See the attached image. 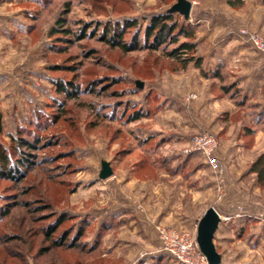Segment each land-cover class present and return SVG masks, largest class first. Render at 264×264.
<instances>
[{"label": "rangeland", "instance_id": "rangeland-1", "mask_svg": "<svg viewBox=\"0 0 264 264\" xmlns=\"http://www.w3.org/2000/svg\"><path fill=\"white\" fill-rule=\"evenodd\" d=\"M176 1L0 0V152L18 168L0 175V264H184L161 250L157 226L197 237L210 206L224 218L222 263L264 264V184L251 168L264 157V54L240 33L264 36V0H190L201 69L146 47L152 16ZM106 24L127 42L138 31L139 47L103 40ZM201 131L218 141L219 171L185 151Z\"/></svg>", "mask_w": 264, "mask_h": 264}, {"label": "trees", "instance_id": "trees-1", "mask_svg": "<svg viewBox=\"0 0 264 264\" xmlns=\"http://www.w3.org/2000/svg\"><path fill=\"white\" fill-rule=\"evenodd\" d=\"M227 2L233 6L237 7L244 3V0H227ZM177 13L179 12H170L168 10H165L163 12H158L154 14L150 20L149 25L146 26L144 29L145 32V38L147 40L146 47L150 48H158L161 44L165 47L166 55L171 57L172 59L178 61L181 63V65L185 68L188 66L189 63H193L194 66L197 68L202 67L203 58L200 56H195V54H190L196 47L195 42L192 41L194 32L191 27H189L187 23V19L183 18L182 21L179 20V17L177 16ZM63 19H59V26L63 24ZM137 25V21L135 19H130L125 21L124 27H133ZM58 30L60 28H57ZM102 39L106 40L112 45H119L121 48L125 51H129L131 49L139 47V32L137 31L135 35L133 36L132 40L127 42L123 40L124 31H121L119 29V26H116L114 29L110 26V24H106L105 28L103 30ZM112 31V32H111ZM55 32V30H54ZM64 33H69V29H64ZM86 35V26H83L81 28V34L80 37L83 38ZM184 35L186 37L185 40L179 41V36ZM150 39H152L153 42H150ZM175 43L173 47L170 49H167L168 44ZM205 70L204 66V74L209 76H214L215 78L217 76H220L221 78V72L220 68L217 67L213 72H209ZM73 82H62L57 81L58 90L59 91H68L70 89V86H73ZM106 87V86H105ZM136 90L140 91L141 88L139 86H136ZM222 88H226V85H222ZM94 89V88H92ZM95 90H92L94 92ZM71 96L75 95L70 94ZM137 115L134 118L140 117V115ZM2 128V120H1V113H0V129ZM22 145L24 146H31L32 143L27 139H22ZM30 154H24L22 153L20 158H16L18 163L21 165L28 164V162L31 160L29 157ZM264 157L263 155L260 156L256 161L252 164V171H255L258 174V182L260 184H264ZM18 168L14 165H9V157L8 155L3 151L0 152V175L1 176H8L11 179L16 178L17 174L16 172ZM65 219L64 216L59 218L58 221H63ZM52 230V229H51ZM54 231V230H53ZM67 236H63L59 239H56L54 243L56 245H63L64 241H66Z\"/></svg>", "mask_w": 264, "mask_h": 264}, {"label": "built area", "instance_id": "built-area-1", "mask_svg": "<svg viewBox=\"0 0 264 264\" xmlns=\"http://www.w3.org/2000/svg\"><path fill=\"white\" fill-rule=\"evenodd\" d=\"M240 33L264 54V36L246 29H241ZM217 145L218 141L212 133L201 131L194 134L185 151L187 153L200 152L219 171V163L215 155ZM157 236L161 250L172 255L180 262L184 264H208V258L201 250L196 234H193L190 230H180L172 226L159 224L157 226Z\"/></svg>", "mask_w": 264, "mask_h": 264}, {"label": "water", "instance_id": "water-1", "mask_svg": "<svg viewBox=\"0 0 264 264\" xmlns=\"http://www.w3.org/2000/svg\"><path fill=\"white\" fill-rule=\"evenodd\" d=\"M193 2L190 0H177L169 9L170 12H179L184 18L188 19L191 14ZM137 85L142 88L143 81L137 80ZM114 170L109 160H102L99 177L108 178L113 174ZM222 220L220 213L214 206L206 209L205 213L199 219L197 227V241L201 250L208 258V264H220L222 254L217 250L214 242L215 234Z\"/></svg>", "mask_w": 264, "mask_h": 264}, {"label": "crops", "instance_id": "crops-1", "mask_svg": "<svg viewBox=\"0 0 264 264\" xmlns=\"http://www.w3.org/2000/svg\"><path fill=\"white\" fill-rule=\"evenodd\" d=\"M204 78H205V77H204ZM162 197H163V199L165 200L164 196H162ZM168 199H169V200H168V201H169L168 207H169L170 204H171V201H172V200H170V193L168 194ZM206 209H207V208H206ZM206 209L204 210V213H205ZM122 212H126V211L123 210ZM221 214H222V213H221ZM221 214H220V215H221ZM259 214H261V212L258 213V214H256L255 217H259ZM136 216L138 217V215H136ZM260 216H261V215H260ZM263 216H264V215H263ZM263 216H262V217H263ZM130 217H132V218L134 219V221H137L135 216H130ZM221 217H222V215H221ZM262 217H260V218H262ZM132 218H131L130 220H132ZM223 221H224V218L222 217V220H221V222H220V224H219V228H218V229H220V227H221V223H222ZM223 223H224V222H223ZM218 229H217V231H218ZM222 261H223V257H222ZM222 261H221V263H222ZM221 263H220V264H221ZM222 264H223V263H222Z\"/></svg>", "mask_w": 264, "mask_h": 264}]
</instances>
